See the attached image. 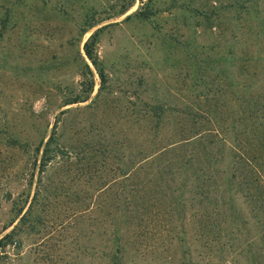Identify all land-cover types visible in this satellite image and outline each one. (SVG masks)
Here are the masks:
<instances>
[{
	"label": "rangeland",
	"instance_id": "obj_1",
	"mask_svg": "<svg viewBox=\"0 0 264 264\" xmlns=\"http://www.w3.org/2000/svg\"><path fill=\"white\" fill-rule=\"evenodd\" d=\"M119 1L0 0V6H10L20 20L18 27L7 31L0 41V231L5 234L13 228L4 229L13 217L14 202L20 206L36 187L43 193L37 206L44 222L36 231L23 234L20 245L7 248L5 264H107L118 250L123 264H179L185 248L178 242L172 246L167 230L153 235L156 227L150 226V221L153 217L155 224L158 217L150 214L149 206L141 205L144 214L133 222L127 223L118 215L127 202L135 206L141 204L140 196L144 201L150 198V163L144 162L147 166L142 168L137 156L139 150L144 156L150 153V102L158 98L170 108H182L196 100L194 94L208 89L213 92L217 85H225L223 77L216 79V75L225 74L214 70L206 73L207 85L196 86L191 81L196 70L187 76L184 43L189 39L206 57L214 62L222 60L219 62L227 71L234 57L236 64L230 69L238 78L241 67L245 73L254 69L264 84V0H260L262 20L246 14L240 21L241 29L233 20V0H180L172 10L164 4L167 0H159L162 11L151 21L125 20L146 0H136L127 13L113 16L121 3L115 9L112 4ZM190 10L211 14V18L188 19L187 15L195 13ZM93 13L96 18L107 19L92 32L117 23L105 30L99 43L108 85L95 98L100 87L96 76L89 100L59 107L64 94L73 96L82 89L79 50L84 54L83 44L91 32L78 44L73 39L79 32L78 20ZM255 31L259 34L254 35ZM233 35H240L241 42ZM233 45L234 54L229 55ZM190 61L193 63L194 58ZM214 65L220 67L218 62ZM197 101L201 108H208L205 97ZM54 129L62 141L93 160L103 158L94 153L96 148H112L116 140L123 156L111 154L100 163L98 177L89 172L88 163L75 159L57 160L45 174H39L25 144L37 145L43 133L51 134ZM225 150L223 164L227 165L231 154L227 147ZM123 169H129L127 177L121 176ZM56 188H63L61 194L56 195ZM168 189L163 191L168 193ZM49 190L54 193L49 194ZM132 191L138 194V202L129 199ZM166 205L167 200L153 211ZM226 228L224 225L222 231L225 243ZM193 243L195 261L203 263L200 241ZM229 244L222 251L216 245L207 263L227 264L232 258ZM240 261L249 264L247 257Z\"/></svg>",
	"mask_w": 264,
	"mask_h": 264
},
{
	"label": "trees",
	"instance_id": "obj_2",
	"mask_svg": "<svg viewBox=\"0 0 264 264\" xmlns=\"http://www.w3.org/2000/svg\"><path fill=\"white\" fill-rule=\"evenodd\" d=\"M179 1L167 0L164 4L167 3V8L172 10ZM135 2L136 0H120L112 4L115 9L121 3L113 16L124 15ZM231 7L235 9L233 20L239 29L240 21L244 20L246 14L260 21L263 18L259 17L263 10L260 0H233ZM161 11L159 0H146L125 20L151 21ZM190 11L195 13L187 15L188 19L201 16L200 18L208 21L211 18V14L203 11ZM105 19L107 18L102 16L96 18L93 13L78 20L79 32L73 41L78 44L91 32L83 44L84 54L79 50L81 61L78 65L84 80L79 93L62 96L59 107L89 100L96 86V76L100 78V87L95 98L107 87L109 76L99 54V43L105 30L117 23L105 24L92 32ZM19 21L10 6H0V41L4 40L7 31L18 27ZM258 34L255 31L254 35ZM232 37L236 42H241L240 35ZM184 46L188 53L187 76L190 70L197 71L190 77L196 86L207 85L206 73L212 70L225 74L216 75V79L223 77L226 82L222 83L225 85H217L213 92L208 89L203 94H194L196 100L185 103L182 108H170L158 98L150 102V153L144 156L143 150L137 152L143 162L139 166L146 168L144 162L150 163V198L144 201L132 191L129 199L138 202V197V203L141 204L134 203L133 206V203L127 202L118 215L124 217L127 223L133 222L144 214L141 205L149 206L150 214L154 212V216L158 217L155 224L151 222L153 217L150 221V226L156 227L153 235L158 236V232L167 230L171 245L178 242L185 248V256L179 264H208L207 259L214 247L220 245L218 250L222 251L228 243L232 249V258L227 264H242L240 259L246 257L249 264H264V84L256 77L258 72L254 69L245 73L241 67V76L238 78L234 75L233 70L231 71L236 64L234 57L229 62L232 68L227 71L219 62L222 60L214 62L193 47V39L186 41ZM193 49L197 51L193 52ZM230 49L229 55H233L234 45ZM190 58H194L193 63ZM217 62L220 65L218 68L214 65ZM38 68L42 69V66ZM201 96L209 104L206 109L201 108V102L197 101ZM46 100L49 102V99ZM221 102L225 103L220 105ZM62 140L64 138L61 139L60 133L54 129L51 134L43 133L33 147L26 141V150L34 157V166H38L39 174H45L47 167L57 160L75 159L83 164L88 163L89 172L98 177L100 163L111 154L119 158L123 156L122 150L117 148L118 140L114 141L112 148H96L94 153L103 157L100 160H93L94 158L83 153L81 155L69 142ZM226 147L230 150L231 160L224 165ZM94 153L92 157H95ZM128 171L129 169H123L121 176L127 177ZM182 176L186 178L182 182H176ZM38 180L42 181L41 175ZM164 188H169L170 192H164ZM137 190L140 191L138 188ZM62 191L63 188L55 189L56 195ZM49 192L53 194L54 190ZM41 196V188L36 187L34 194L30 193L20 206L19 202H14L13 217L4 229L11 226L13 228L5 234L0 231V264H5L8 247L20 245L23 234L36 231V227L44 223L37 206ZM166 200V206L153 211L157 204ZM160 220L163 221L162 224ZM224 225L229 231L226 243L222 240ZM159 236L162 235L159 233ZM195 240L200 241L202 246L203 263L195 261L192 249ZM118 251L107 264H123Z\"/></svg>",
	"mask_w": 264,
	"mask_h": 264
}]
</instances>
